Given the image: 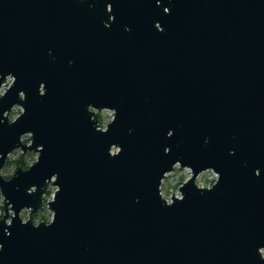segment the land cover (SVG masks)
<instances>
[{
	"label": "water",
	"instance_id": "95a60500",
	"mask_svg": "<svg viewBox=\"0 0 264 264\" xmlns=\"http://www.w3.org/2000/svg\"><path fill=\"white\" fill-rule=\"evenodd\" d=\"M7 78L0 264H264V0H0Z\"/></svg>",
	"mask_w": 264,
	"mask_h": 264
},
{
	"label": "rangeland",
	"instance_id": "374dc122",
	"mask_svg": "<svg viewBox=\"0 0 264 264\" xmlns=\"http://www.w3.org/2000/svg\"><path fill=\"white\" fill-rule=\"evenodd\" d=\"M11 82L10 78L6 79V85L2 86L0 88V95L3 93V91L7 88V85ZM21 112V109L17 106L13 107V109L9 112L8 114V119L11 121L13 120L19 113ZM98 118H99V123L101 124V128H104L106 123H108L111 120V112L107 110H103L97 113ZM29 139L28 135H24L22 137V141L24 143H27ZM21 151L20 150H15L9 154L7 157V161L5 166L1 170V175L3 177L5 176H11L16 168L15 166V160H17L21 156ZM23 156V159L27 162V165L29 166L32 164L35 159L37 154L33 152H26ZM190 172L188 169L184 168L181 169L178 166H175L173 168V171L165 175L163 184L161 185L162 187V193H163V198L166 200H170V198L175 195L179 196L178 193V187L189 177ZM211 180V173L210 171H206L201 173L197 179H195V182L197 186L199 187H207L208 182ZM55 188L52 186H49L46 192V195L44 197V202L49 201L54 192ZM2 196L0 194V217L2 216V211H1V206H2ZM51 212L48 210L46 206L43 205V207L33 215L32 219L33 222L36 224L38 222H49L51 219ZM20 217L25 220L28 217V211L27 210H22L20 212ZM264 256V251L262 252Z\"/></svg>",
	"mask_w": 264,
	"mask_h": 264
},
{
	"label": "trees",
	"instance_id": "16d2710c",
	"mask_svg": "<svg viewBox=\"0 0 264 264\" xmlns=\"http://www.w3.org/2000/svg\"><path fill=\"white\" fill-rule=\"evenodd\" d=\"M100 124V123H99ZM15 166H21L22 168H27V162L23 159V156L21 155L17 160H15ZM10 176H5L4 178H9Z\"/></svg>",
	"mask_w": 264,
	"mask_h": 264
},
{
	"label": "built area",
	"instance_id": "2783aa9c",
	"mask_svg": "<svg viewBox=\"0 0 264 264\" xmlns=\"http://www.w3.org/2000/svg\"><path fill=\"white\" fill-rule=\"evenodd\" d=\"M100 127H101V124H100ZM190 172V171H189ZM206 172V171H205ZM210 173H211V180L208 182V185H207V187H210L213 183H214V181H215V179H216V175L213 173V172H211L210 171ZM167 175V174H166ZM199 176V175H198ZM197 179V178H196ZM164 180V179H163ZM163 180H162V183H161V185L163 184ZM179 193V192H178ZM161 195H162V197H163V193H162V187H161ZM167 202H169V200H167Z\"/></svg>",
	"mask_w": 264,
	"mask_h": 264
},
{
	"label": "clouds",
	"instance_id": "9594fccd",
	"mask_svg": "<svg viewBox=\"0 0 264 264\" xmlns=\"http://www.w3.org/2000/svg\"><path fill=\"white\" fill-rule=\"evenodd\" d=\"M112 117V116H111ZM100 125V124H99Z\"/></svg>",
	"mask_w": 264,
	"mask_h": 264
}]
</instances>
